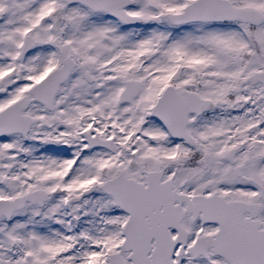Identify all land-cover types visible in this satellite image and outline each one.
I'll list each match as a JSON object with an SVG mask.
<instances>
[{
  "label": "snow or ice",
  "instance_id": "1",
  "mask_svg": "<svg viewBox=\"0 0 264 264\" xmlns=\"http://www.w3.org/2000/svg\"><path fill=\"white\" fill-rule=\"evenodd\" d=\"M0 264H264V0H0Z\"/></svg>",
  "mask_w": 264,
  "mask_h": 264
}]
</instances>
